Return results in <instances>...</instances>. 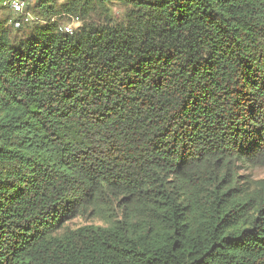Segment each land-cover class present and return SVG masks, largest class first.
<instances>
[{"label": "trees", "instance_id": "1", "mask_svg": "<svg viewBox=\"0 0 264 264\" xmlns=\"http://www.w3.org/2000/svg\"><path fill=\"white\" fill-rule=\"evenodd\" d=\"M59 2L0 22V264H264V0Z\"/></svg>", "mask_w": 264, "mask_h": 264}, {"label": "rangeland", "instance_id": "2", "mask_svg": "<svg viewBox=\"0 0 264 264\" xmlns=\"http://www.w3.org/2000/svg\"><path fill=\"white\" fill-rule=\"evenodd\" d=\"M24 1V0H23ZM28 2H26V8L28 6V4H30L31 6L34 5L35 0H27ZM65 2V1H64ZM63 0H61V2H59L60 4L64 3ZM113 10V16L116 20H122L123 17L126 15L127 11L125 7H122L120 5H116L114 6ZM18 16V14L14 13L13 11H8L7 9H2L0 11V22L1 23H5L6 27L10 30V35L12 40H16L19 41L20 39H23L26 37L27 35V30H21V31H17L13 28L10 27V23L8 22V20L11 19V17L16 18ZM29 19H32L29 17ZM61 25L63 27H68V26H74L76 27L78 24L77 23H73L72 17H67V18H62L61 20ZM82 25V24H80ZM79 25V26H80ZM77 29V28H75ZM239 176H240V182L244 183L245 181L252 179L253 181L256 180H261L264 179V168H255V167H243L240 166L239 168ZM86 225H104L103 222L99 221L98 219H89L87 217L82 218H76L75 220H73L69 226L72 229H77L79 227H83Z\"/></svg>", "mask_w": 264, "mask_h": 264}, {"label": "built area", "instance_id": "3", "mask_svg": "<svg viewBox=\"0 0 264 264\" xmlns=\"http://www.w3.org/2000/svg\"><path fill=\"white\" fill-rule=\"evenodd\" d=\"M11 8L16 12V13H21L24 10V3L19 2V1H12V3L10 4ZM73 23H77L78 25L76 27L74 26H68L65 28V31L68 33L73 34L75 28L79 27L80 23L78 22V20L74 21ZM16 26L18 27L19 24H16Z\"/></svg>", "mask_w": 264, "mask_h": 264}]
</instances>
